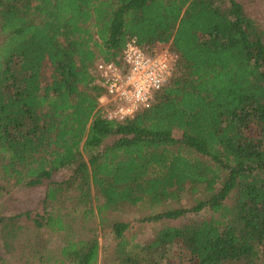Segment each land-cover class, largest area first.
Returning a JSON list of instances; mask_svg holds the SVG:
<instances>
[{"label":"trees","instance_id":"trees-1","mask_svg":"<svg viewBox=\"0 0 264 264\" xmlns=\"http://www.w3.org/2000/svg\"><path fill=\"white\" fill-rule=\"evenodd\" d=\"M132 38L178 61L147 108L111 121L94 70ZM37 187L44 210L0 215V264L18 219L66 230L45 210L66 191L112 235L101 264H264V28L236 0H0V194ZM125 207L148 212L149 241L110 223ZM99 258L93 234L58 262Z\"/></svg>","mask_w":264,"mask_h":264},{"label":"rangeland","instance_id":"rangeland-1","mask_svg":"<svg viewBox=\"0 0 264 264\" xmlns=\"http://www.w3.org/2000/svg\"><path fill=\"white\" fill-rule=\"evenodd\" d=\"M240 3L246 13L256 23L264 28V0H236ZM155 48L152 52H157ZM50 68L48 63L44 64L42 77L44 81H50ZM70 172L60 171L53 176L52 181L60 183L68 178ZM74 194L66 191L53 205L46 207V212L58 216L66 224L63 232L52 233L47 228L37 229L33 224L23 219H18L20 229L11 239L10 252L4 257L2 264H60L61 249L71 242L86 239L95 234L99 238L100 258L102 263L105 255L112 247V235L109 230H103L96 216L85 217L84 210L75 206ZM44 199V187L33 189H14L7 194H0V215L9 217L27 211L40 213L44 210L42 201ZM190 199H183L182 206H189ZM207 212L201 214L206 216ZM148 212H141L136 208L125 207L121 212H115L110 217V223L123 222L130 225L128 234L135 241L145 243L149 241L156 225L142 223V217ZM200 217H189L184 222L199 220ZM178 223V222H176ZM67 264V263H66Z\"/></svg>","mask_w":264,"mask_h":264},{"label":"built area","instance_id":"built-area-1","mask_svg":"<svg viewBox=\"0 0 264 264\" xmlns=\"http://www.w3.org/2000/svg\"><path fill=\"white\" fill-rule=\"evenodd\" d=\"M149 54L130 39L119 63H96L94 75L103 91L99 106L106 119L122 122L147 108L171 77L178 56L167 45Z\"/></svg>","mask_w":264,"mask_h":264}]
</instances>
